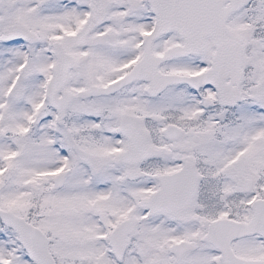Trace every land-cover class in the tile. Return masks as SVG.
Returning <instances> with one entry per match:
<instances>
[{
  "label": "snow or ice",
  "instance_id": "snow-or-ice-1",
  "mask_svg": "<svg viewBox=\"0 0 264 264\" xmlns=\"http://www.w3.org/2000/svg\"><path fill=\"white\" fill-rule=\"evenodd\" d=\"M0 264H264V0H0Z\"/></svg>",
  "mask_w": 264,
  "mask_h": 264
}]
</instances>
